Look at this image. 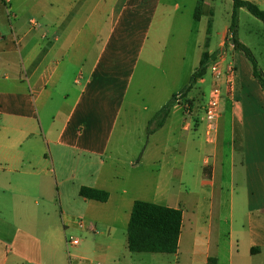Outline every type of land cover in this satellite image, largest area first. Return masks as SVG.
Segmentation results:
<instances>
[{"label":"crops","instance_id":"obj_1","mask_svg":"<svg viewBox=\"0 0 264 264\" xmlns=\"http://www.w3.org/2000/svg\"><path fill=\"white\" fill-rule=\"evenodd\" d=\"M13 1L0 0V264H66V252L93 264L91 247L68 249L77 229L104 264L122 254L123 264H166L164 252L117 246L136 199L182 210L175 264H264V90L253 67L221 54L234 72L220 80L212 128L203 100L172 106L149 133L197 68L183 74L182 53L167 55L162 0H47L28 26ZM206 32L201 54L216 50ZM83 185L108 199L81 196Z\"/></svg>","mask_w":264,"mask_h":264},{"label":"rangeland","instance_id":"obj_2","mask_svg":"<svg viewBox=\"0 0 264 264\" xmlns=\"http://www.w3.org/2000/svg\"><path fill=\"white\" fill-rule=\"evenodd\" d=\"M164 4L160 5V10L162 11V23L165 25V31L162 34V39L168 44V54L171 57H178L180 52L182 53V71L183 74L190 68L193 70L198 66V61L201 56V51L205 46V37L207 35L208 21L212 19V39L210 43V48L216 50H224L223 57H226L228 62L235 63L240 70L244 73L248 69H252V62L245 56V54L232 46V42L229 41L231 34L227 28H229L232 11H233V1L232 0H214L212 14L210 13V3L211 0H203L202 8V18L200 21H195L193 18V13L197 0H162ZM16 5V3L11 4ZM17 8L20 12H16L12 9L13 14L23 13L22 20L25 22L26 26L30 24V20H35L36 23L40 21L39 17L35 14L36 11L41 9V6H47V0H18ZM193 6V7H192ZM20 16V15H19ZM10 20H7V25L14 23L15 16L10 15ZM38 24V23H37ZM236 34L245 45H247L253 56L256 59L258 68L260 71L264 72V23L262 20L251 14L245 7H240L237 10V20H236ZM192 30V31H191ZM225 31V32H224ZM224 33V34H223ZM223 34V36H222ZM224 45L225 49L220 47ZM223 47V46H222ZM186 48V50H185ZM186 77V76H185ZM205 82L202 83L198 81L194 88H192L191 94L193 95L183 97L182 104L188 105L189 109L193 107V103L196 101L203 102L207 100L211 87V75L209 72L205 74ZM186 80V78H184ZM207 102V101H206ZM48 152V148H47ZM51 163L49 167H51ZM61 180L60 175L58 176ZM54 181V199L55 207L59 211L58 195L56 193L57 177L53 176ZM174 180V178H171ZM61 184V182H60ZM82 221L86 222V216H80ZM79 217V218H80ZM126 231L123 229L122 224L119 223L118 230L116 232V243L119 249L122 250L124 245L127 247ZM70 237H77L80 239V244L78 245L80 249L86 250V254L93 264H104L103 259L94 253L93 243L90 242L92 239V233H87L84 230H71L67 233V239ZM71 254H73L72 246L68 247ZM127 251V250H126ZM123 255H121V264L125 261L123 260ZM135 257L149 255L147 253H134ZM161 257L166 260V264H175V255L173 253H163L160 254ZM64 261L66 264L75 263V259H70L67 252L64 254Z\"/></svg>","mask_w":264,"mask_h":264},{"label":"trees","instance_id":"obj_3","mask_svg":"<svg viewBox=\"0 0 264 264\" xmlns=\"http://www.w3.org/2000/svg\"><path fill=\"white\" fill-rule=\"evenodd\" d=\"M233 11L230 26L228 28L232 45L241 50L245 56L252 62L253 74L259 81L264 90V72L258 68L255 57L251 49L245 45L236 34L237 10L245 7L251 14L262 20L264 23V8L251 0H232ZM203 0H198L194 19L200 20L202 15ZM212 19L209 20L208 32H211ZM236 40V41H235ZM209 42V39H208ZM220 50L212 53L203 51L199 65L190 76L189 82L180 91L183 97L196 85L199 79L203 78L208 72V63L210 57H217ZM178 92L174 93L172 99L168 101L159 111H157L149 121L148 132L152 133L161 127L168 116L172 106L175 105V99ZM79 194L88 199L106 201L109 192L97 187L83 185L80 187ZM182 228V210L161 203L136 199L133 203L127 226V243L131 252H164L175 253L179 245V237ZM207 264H217V258L210 256Z\"/></svg>","mask_w":264,"mask_h":264},{"label":"built area","instance_id":"obj_4","mask_svg":"<svg viewBox=\"0 0 264 264\" xmlns=\"http://www.w3.org/2000/svg\"><path fill=\"white\" fill-rule=\"evenodd\" d=\"M208 72L211 75L212 84L210 87L207 102L205 104V117L212 128V124L218 119L220 115L219 104L222 89L220 80L225 77V79L227 80V84H229V81L231 80V77L234 72V66L232 64H228L226 65V67H223L220 53L217 57H210L208 63ZM183 99L184 98L182 93L178 92L175 99V105H181ZM185 108L189 109L188 105H185ZM210 129L207 131L208 134H210ZM79 224L80 226H83V221H80ZM66 242L69 247L72 245H77L80 242V239H78L77 237H70L66 240Z\"/></svg>","mask_w":264,"mask_h":264},{"label":"water","instance_id":"obj_5","mask_svg":"<svg viewBox=\"0 0 264 264\" xmlns=\"http://www.w3.org/2000/svg\"><path fill=\"white\" fill-rule=\"evenodd\" d=\"M233 40H231V42H232Z\"/></svg>","mask_w":264,"mask_h":264},{"label":"bare ground","instance_id":"obj_6","mask_svg":"<svg viewBox=\"0 0 264 264\" xmlns=\"http://www.w3.org/2000/svg\"><path fill=\"white\" fill-rule=\"evenodd\" d=\"M236 41V40H235Z\"/></svg>","mask_w":264,"mask_h":264}]
</instances>
